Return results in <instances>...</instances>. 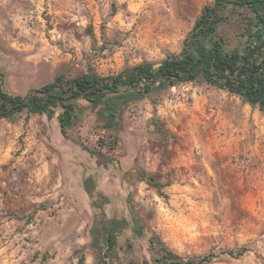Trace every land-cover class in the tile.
I'll return each instance as SVG.
<instances>
[{"label":"rangeland","instance_id":"374dc122","mask_svg":"<svg viewBox=\"0 0 264 264\" xmlns=\"http://www.w3.org/2000/svg\"><path fill=\"white\" fill-rule=\"evenodd\" d=\"M238 1L217 11L228 53L261 30ZM215 2L0 0V89L106 80L67 101V137L59 105L0 119V264H264V111L202 75L107 88L180 55Z\"/></svg>","mask_w":264,"mask_h":264},{"label":"trees","instance_id":"16d2710c","mask_svg":"<svg viewBox=\"0 0 264 264\" xmlns=\"http://www.w3.org/2000/svg\"><path fill=\"white\" fill-rule=\"evenodd\" d=\"M223 0H216L213 7H207L195 27L185 41L180 55L170 56L154 70L153 66H139L126 79L118 76L109 83L111 91L118 87H133L144 83L145 92L149 93L155 84L172 86L178 81H196L199 75L214 86L242 97L253 107L264 111V0H240L238 6H249L258 18L261 30L253 36L244 51L225 52L216 35L223 18L218 15V8ZM211 41V47L204 41ZM96 78H84L66 81L57 77L53 84L38 90H31L26 97L12 96L0 89V119H13L16 115L27 111L31 114H52L57 105L63 109L58 117L61 133L68 136L74 120V106L67 101L84 98L94 104L103 95V82ZM66 87L70 94L67 96ZM153 182V178H150ZM233 251L228 255L241 256ZM163 264H178L164 262ZM182 264H200L193 261Z\"/></svg>","mask_w":264,"mask_h":264},{"label":"crops","instance_id":"0c3cea01","mask_svg":"<svg viewBox=\"0 0 264 264\" xmlns=\"http://www.w3.org/2000/svg\"><path fill=\"white\" fill-rule=\"evenodd\" d=\"M29 90H31V89H28V90H26L27 92L29 91ZM25 91V92H26ZM8 94V93H7ZM10 95V94H9ZM12 96H18V95H12ZM21 97V96H20ZM24 113H26L27 114V116H28V112L27 111H24V112H22V113H20V114H18V115H16L13 119H2V120H14V121H16L19 117H20V115H22V114H24Z\"/></svg>","mask_w":264,"mask_h":264},{"label":"water","instance_id":"95a60500","mask_svg":"<svg viewBox=\"0 0 264 264\" xmlns=\"http://www.w3.org/2000/svg\"><path fill=\"white\" fill-rule=\"evenodd\" d=\"M138 98H141V97L126 98V100H127V101H130V100H137Z\"/></svg>","mask_w":264,"mask_h":264}]
</instances>
